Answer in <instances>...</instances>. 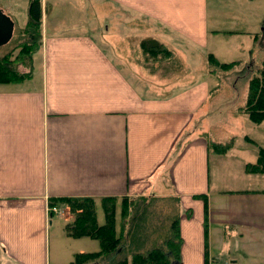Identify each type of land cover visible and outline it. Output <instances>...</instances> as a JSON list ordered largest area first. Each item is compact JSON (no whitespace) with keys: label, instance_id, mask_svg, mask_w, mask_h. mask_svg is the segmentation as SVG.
I'll return each instance as SVG.
<instances>
[{"label":"crops","instance_id":"0c3cea01","mask_svg":"<svg viewBox=\"0 0 264 264\" xmlns=\"http://www.w3.org/2000/svg\"><path fill=\"white\" fill-rule=\"evenodd\" d=\"M14 1L0 0V9H13ZM40 1L33 53L39 73L32 54L29 78L0 82V264H73L74 253L97 251L96 239L66 234L73 219L66 205L56 204L67 221L62 229L60 214L53 219L47 209L49 199L81 196L94 199L96 220L101 199L116 198V232L123 197L174 201L180 264H264L257 260L264 261V186L228 188L211 176V163L218 171L217 164L237 158L208 148L232 138L209 124L219 107L213 99L225 92L207 62L198 76L190 68L198 57L193 47L205 48L212 38L217 44L242 32L263 48L264 27L261 33L218 29L210 0H74L76 9L79 1L93 12H80L83 20L62 30L65 19L47 17V4L57 0ZM98 4L103 13L94 12ZM145 38L173 56H149L140 47ZM175 77L199 79L177 87ZM243 102L229 113H242ZM250 161L238 160L243 170ZM245 173L264 183V173ZM151 226L140 229L139 243L155 235ZM124 234L115 253L85 264H113L131 249L127 226Z\"/></svg>","mask_w":264,"mask_h":264},{"label":"trees","instance_id":"16d2710c","mask_svg":"<svg viewBox=\"0 0 264 264\" xmlns=\"http://www.w3.org/2000/svg\"><path fill=\"white\" fill-rule=\"evenodd\" d=\"M27 12L28 19L26 24L23 27L15 28L12 37L6 43L7 45L11 44V42L14 44L9 47L8 51L0 54V82H21L31 76L29 67L32 54L37 50L40 35L41 1L29 0ZM140 47L151 57L166 58L173 56L171 50L153 38L142 39ZM15 50H17L16 53L12 55ZM207 63L208 71L213 73L215 70H229L236 66L239 60L219 61L212 53H208ZM16 64H20L28 68V70L20 71ZM238 110L244 113L254 124H258L264 119V56L261 58L256 72L248 79L246 96ZM245 139L248 143L255 146L256 160L254 162H246L244 171L247 173H264V146L259 145L247 135H245ZM230 146H232V140L225 142L210 141L208 143L210 151L217 154H224ZM203 198L205 211H207V201L205 196ZM126 200L127 198L123 197L120 201L119 214L122 220V229L116 232L115 215L117 202L115 197H103L101 199L104 216L101 224L97 223L95 201L91 197L49 199V204L51 205L62 204L68 206L69 212L73 215L72 221L64 226L67 235L72 237L87 236L96 239L99 243L97 251L74 253L72 263L85 264L115 253L126 240L124 229L127 226L130 233L128 236L132 241L128 247L131 249L123 251L121 253L122 256L116 257L113 264H180L181 236L177 214L169 217L166 225L167 233L162 235L158 240V244H152V236L150 237L151 240H147V243H139L138 240L144 237L139 234L142 231L140 229L147 226L149 220H151L148 218V212H146L144 206L148 201L140 202L139 197L128 199V202H125ZM149 201H160V199ZM151 221L150 224L152 225ZM158 230L159 225L152 227L154 234H157Z\"/></svg>","mask_w":264,"mask_h":264},{"label":"rangeland","instance_id":"374dc122","mask_svg":"<svg viewBox=\"0 0 264 264\" xmlns=\"http://www.w3.org/2000/svg\"><path fill=\"white\" fill-rule=\"evenodd\" d=\"M74 3V0H57L55 5L50 3L47 4L48 19L52 14H59L60 20L65 19L64 22L66 24L61 26L60 29L71 30L73 24L77 23L78 20H83V18L80 17V12H86L87 15L88 13L93 12V7L89 3L85 6L78 1L79 5L77 4V9L74 7ZM209 11L210 15H216L218 17L217 28L224 31L241 30L245 32L253 30L261 33V30L264 27V0H210ZM4 12L8 16L10 14L14 16V27L16 26V28L23 26L28 19L27 4L25 0H15L13 3V9H4ZM94 12H104L101 4L94 7ZM212 40H210L208 46L205 48L200 49L196 46L193 47L196 55H198L195 61L190 64V68L194 69V76H198L205 71L207 61H205L204 57L209 52H214L213 55L219 61L239 60L240 63L236 64V66H233L229 70H215V72L212 73L217 77L214 78L215 85H218V87L225 93L221 94V98L213 99L217 102L219 107L216 110L211 111L212 113L209 114V119L214 120L213 123L209 122V124H216L215 126H218L222 130L225 129L231 131L232 138L229 140H232V146H230L228 150L229 153L232 154L231 156L237 158L231 160L227 167L223 165V168H220L217 164L218 171L214 168V165L216 167V164L212 166L211 163V176L214 177L215 174L218 175V181L222 182L223 187L228 188L237 186H264L263 182L260 184L258 176L246 174L243 170V165L238 162V160L250 161L254 158V149L247 143L245 135L259 142L261 146H264V119L260 123L254 124L244 113H229L232 112L233 107L241 104L245 99L248 79L256 72L257 67H259L261 58L264 54V47L258 48L257 42H253L251 37L242 32H238L228 40H219L217 44L214 42L212 44ZM13 44L14 43L11 42V44L8 45H0V54L8 51L9 47ZM16 51L17 50H15L12 55H14ZM33 64L34 71L39 73L40 64L39 55L37 53L33 54ZM16 67L19 69L23 68L20 64H16ZM196 79H199V77H175L174 82L172 83L177 87H182ZM27 83L28 82L26 81L23 86ZM211 133L214 135L216 134L214 128ZM174 205L175 202L171 199L148 201L144 204L146 212H148V218L152 220H149V224L151 221L153 226L159 225L157 234L152 236V244H158V240L162 235L167 233L166 225L169 221V217L174 213ZM53 217V219H56L58 215L55 214ZM97 218L98 223L101 224L103 222V215L99 207L97 209ZM66 222L67 221L60 215L61 229ZM153 226H151V228ZM61 229L60 235L63 233ZM257 260L264 262L260 257H257ZM237 264L258 263L257 261H250V259H247L245 263L239 261Z\"/></svg>","mask_w":264,"mask_h":264},{"label":"water","instance_id":"95a60500","mask_svg":"<svg viewBox=\"0 0 264 264\" xmlns=\"http://www.w3.org/2000/svg\"><path fill=\"white\" fill-rule=\"evenodd\" d=\"M13 31V21L0 9V45L6 43Z\"/></svg>","mask_w":264,"mask_h":264},{"label":"built area","instance_id":"2783aa9c","mask_svg":"<svg viewBox=\"0 0 264 264\" xmlns=\"http://www.w3.org/2000/svg\"><path fill=\"white\" fill-rule=\"evenodd\" d=\"M52 209H54L55 210V208L53 207Z\"/></svg>","mask_w":264,"mask_h":264}]
</instances>
